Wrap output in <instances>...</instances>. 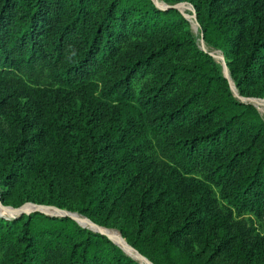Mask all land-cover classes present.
I'll return each instance as SVG.
<instances>
[{"label": "trees", "instance_id": "1", "mask_svg": "<svg viewBox=\"0 0 264 264\" xmlns=\"http://www.w3.org/2000/svg\"><path fill=\"white\" fill-rule=\"evenodd\" d=\"M161 1L264 96V0ZM0 201L152 264H264V119L174 8L0 0ZM0 264L141 263L36 211L0 216Z\"/></svg>", "mask_w": 264, "mask_h": 264}, {"label": "rangeland", "instance_id": "2", "mask_svg": "<svg viewBox=\"0 0 264 264\" xmlns=\"http://www.w3.org/2000/svg\"><path fill=\"white\" fill-rule=\"evenodd\" d=\"M156 3H157V5H158V7H160V8H162V9H165V8H174V9H176V10H178L181 14H182V16L188 21V23H189V28H190V30H191V32H192V35H193V37H194V39H195V42H196V44L198 45V47L199 48H201L202 50H204V51H206L207 53H211L210 51L212 50V51H216V52H218L219 54H220V56L222 55L223 56V54H222V52L220 51V50H217V49H214V48H211L210 46H208L207 45V43L204 41V38H203V35H202V33L200 32V29H199V25H198V22H197V20H196V17L194 18V15L193 14H195L194 13V9H193V7H192V5L191 4H189V3H187V2H182V3H177V4H172V5H169V4H167V3H165V2H163V1H161V0H154ZM183 3H185V4H183ZM191 7H190V6ZM170 6V7H169ZM173 6H175V7H173ZM212 54V53H211ZM210 54V55H211ZM215 60H216V58L213 56V54L211 55ZM223 58H224V56H223ZM216 62L220 65V67H221V69H222V65H223V62H222V58H221V60H216ZM224 63H225V59H224ZM225 66H226V63H225ZM227 68V67H226ZM222 74H224L223 73V69H222ZM227 74H228V76H229V79H230V81H231V83H232V93H233V96L234 97H236L237 99H239V100H242V99H244V100H248V99H250V98H255L256 100L254 101L255 102V105H256V108H257V110H258V112L260 113V115L262 116V118L264 119V96L263 97H242V96H240L239 95V93L237 92V90H236V88H235V86H234V83H233V81H232V79H231V77H230V73H229V71H228V69H227ZM224 76V75H223ZM229 81V80H228ZM231 86V85H230ZM236 93V94H235ZM253 105V104H252ZM0 203H1V201H0ZM2 204V203H1ZM27 204H31V205H27ZM3 206H7V207H11V208H13V209H18V208H20V207H24V205H27V207L24 209H21L20 211H14L13 210V212L15 213H5V212H3V210L2 209H4V210H11L10 208H2L1 207V205H0V216L1 217H4V218H6V219H11V218H15V217H17V216H20V215H22V214H29V213H31V212H36V211H38V209L37 208H34V206H33V203H30V202H25V203H23V204H21L20 206H18V207H13V206H11V205H4V204H2ZM45 206H52V205H45ZM53 207H55V208H57L56 206H53ZM58 210H61V211H63L62 213H70L71 215L72 214H74V213H72V212H68V211H66V210H64V209H59V208H57ZM43 211H44V209H43ZM46 211V212H45ZM44 212H41V211H38V212H41V213H43V214H45V215H48V216H58V217H62V216H65V215H62V214H60L59 212H56V211H54V210H51V209H46ZM75 214H77V215H80V214H78V213H75ZM73 216V215H72ZM81 216H83L84 218H87L86 216H84V215H81ZM74 217H78L79 219H82L81 220V222H79V221H76L75 220V222L78 224V225H80L81 227H83V228H87V229H89V230H91V231H96V228H91L90 226H89V224L87 223V221L85 220V219H83V218H81V217H79V216H76V215H74ZM89 221H91L89 218H87ZM92 222V221H91ZM92 223H94V222H92ZM91 223V224H92ZM95 225H98V224H96V223H94ZM99 227H104V226H100V225H98ZM104 228H107V227H104ZM109 229H112V228H108V229H100L102 232H114V233H117L120 237H121V234H120V232L118 231V230H116V229H113V230H109ZM119 232V233H118ZM106 234V233H105ZM122 238V237H121ZM123 239V238H122ZM114 244H116L113 240H111ZM124 241V240H123ZM117 245V244H116ZM118 246V245H117ZM118 247H120V246H118ZM121 248V247H120ZM127 248L129 249V247L127 246ZM122 249V248H121ZM131 250V249H130ZM122 251H124L123 249H122ZM125 252V251H124ZM126 254L128 253V252H125ZM128 255V254H127ZM130 256V255H129ZM132 257V256H131ZM136 257H138V255H136ZM133 258V257H132ZM139 258V257H138ZM134 259V258H133ZM145 261V260H144ZM139 262V261H138ZM146 263L148 262V261H145ZM142 264V263H141ZM147 264H149V263H147Z\"/></svg>", "mask_w": 264, "mask_h": 264}, {"label": "bare ground", "instance_id": "3", "mask_svg": "<svg viewBox=\"0 0 264 264\" xmlns=\"http://www.w3.org/2000/svg\"><path fill=\"white\" fill-rule=\"evenodd\" d=\"M212 54H213V56L216 58V60H221V56H220V54L218 53V52H216V51H210ZM222 69H223V73L226 75V76H228V74H227V71H226V69L224 68V65H222ZM27 207V206H26ZM25 207V208H26ZM24 208V209H25ZM3 210V212H5V213H14L13 212V210H4V209H2ZM46 209H44V211H45ZM46 212V211H45ZM15 214V213H14ZM73 216L74 215H76V216H79V217H81V218H83V219H85L86 220V218H84L83 216H81V215H77V214H72ZM76 219H78V221L79 222H81V220L82 219H79L78 217H75ZM87 221V223L89 224V226L91 227V228H96L93 224H91V223H89L88 222V220H86ZM96 229H98V230H100V229H105V228H102V227H99V228H96ZM101 231V230H100ZM118 246H120L125 252H128L127 254L128 255H130V256H132L135 260H137V261H139L140 263H142V264H147L145 261H144V259L140 256V255H138V254H136L135 252H133V250H130L131 248L127 245V243L125 242V241H123V239L117 234V233H114V232H105ZM119 233V232H118ZM127 246L129 247V249L127 248ZM136 255H138V257H136ZM146 260V259H145ZM147 261V260H146Z\"/></svg>", "mask_w": 264, "mask_h": 264}, {"label": "water", "instance_id": "4", "mask_svg": "<svg viewBox=\"0 0 264 264\" xmlns=\"http://www.w3.org/2000/svg\"><path fill=\"white\" fill-rule=\"evenodd\" d=\"M157 4V3H156ZM170 7V6H169ZM173 7H175V6H173ZM194 15V18H195V14H193ZM211 54V53H210ZM212 55V54H211ZM221 58H222V62H223V65H224V68L226 69V71H227V68H226V66H225V63H224V58H223V56L221 55ZM224 75V77H226L228 80H229V83H230V85H231V90H232V83H231V81H230V79H229V76H226L225 74H223ZM236 94V93H235ZM256 99L255 98H250V99H248L247 101L246 100H244V99H242L241 101L242 102H248V103H251V104H253L255 107H256V105H255V101ZM0 205H1V207L2 208H10L11 210H14V211H20L21 209H23L25 206H27V205H31V204H27V205H24V207H20V208H18V209H13V208H11V207H7V206H3L1 203H0ZM33 206H34V208H37L38 209V211H41V212H44L43 211V209H51V210H54V211H56V212H59L60 214H62V215H65V216H69V217H71V218H73L74 220H76V221H78V219H76L74 216H72L70 213H62L63 211H61V210H58L57 208H55V207H53V206H45V205H37V204H33ZM86 220H88L87 218H86ZM88 222L89 223H92L91 221H89L88 220ZM96 228H99V226L98 225H95L94 223H92ZM95 232H99V233H101V234H104V235H106L110 240H112L107 234H105L104 232H102V231H100V230H98V229H96V231ZM128 246L131 248V250H133V252H135L136 254H138V255H140L142 258H144V259H146L145 257H143L140 253H138L137 252V250H135L133 247H131L129 244H128ZM147 260V259H146ZM148 261V260H147ZM148 263L149 264H152L150 261H148Z\"/></svg>", "mask_w": 264, "mask_h": 264}]
</instances>
